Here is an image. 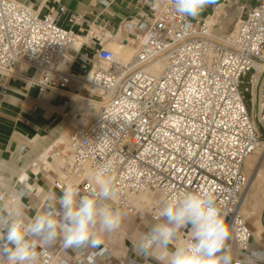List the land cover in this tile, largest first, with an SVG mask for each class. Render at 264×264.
<instances>
[{
  "label": "built area",
  "instance_id": "1",
  "mask_svg": "<svg viewBox=\"0 0 264 264\" xmlns=\"http://www.w3.org/2000/svg\"><path fill=\"white\" fill-rule=\"evenodd\" d=\"M97 1L100 12L70 13L64 24L48 0H0V72L15 75L19 64V74L38 87L40 99L73 86L99 103L91 121L73 126L65 143L57 139L52 145V155L63 159L54 185L61 189L75 175L78 181L71 182L86 191L92 183L86 171L111 161L113 206L135 198L132 213L153 219L170 193L210 192L232 225L234 252L246 251L253 231L240 207L249 181L244 165L264 145L252 112L264 66V0L240 14L228 34L214 30L219 5L211 16L191 19L175 12L173 0H134L135 12L115 22L118 0ZM59 10L67 12L63 5ZM115 37L134 46L128 59L110 47ZM92 45V52L86 50ZM67 51L73 58L62 69L60 57ZM9 88L2 81L0 96ZM260 100L264 126V80ZM144 194L151 195L147 204ZM76 253L97 264L106 250ZM72 259L60 245L44 251L41 264Z\"/></svg>",
  "mask_w": 264,
  "mask_h": 264
},
{
  "label": "clouds",
  "instance_id": "2",
  "mask_svg": "<svg viewBox=\"0 0 264 264\" xmlns=\"http://www.w3.org/2000/svg\"><path fill=\"white\" fill-rule=\"evenodd\" d=\"M181 18H197L214 0H173ZM185 29L190 23H185ZM113 162H100L88 190L68 182L59 193H46L42 208L25 216L32 193L17 186L8 207H0V264H41L44 251L59 243L64 250L103 251L104 238L117 232L124 214L113 206L117 196ZM4 197H0L3 200ZM207 191H176L161 200L156 219L132 242L128 264H264V249L234 252L232 225ZM187 231V239L180 233Z\"/></svg>",
  "mask_w": 264,
  "mask_h": 264
},
{
  "label": "crops",
  "instance_id": "3",
  "mask_svg": "<svg viewBox=\"0 0 264 264\" xmlns=\"http://www.w3.org/2000/svg\"><path fill=\"white\" fill-rule=\"evenodd\" d=\"M21 1L38 3L40 0ZM48 1L53 6L57 19L64 24H67V14L84 11L96 14L102 9V4L97 0ZM133 1L118 0L113 5L115 22L135 12ZM258 3L259 0H214V5L206 8L199 16H211L215 6L219 5L214 30L228 34L234 29L237 17ZM62 5L67 12L59 10ZM88 51L92 52L93 49L89 48ZM20 70L21 66L16 64L15 75L7 76L0 72V83L5 81L10 85L9 91L0 96V192L6 194V197L0 200V207H8L17 186H24L32 193L31 199L25 201V216L31 218L35 211L44 206L47 192L60 191V188L54 185L60 173V164L52 155V145L74 118V98L69 92L75 91L71 86L67 90L52 91L47 97L40 99L38 87L22 77ZM31 105H36V108L31 109ZM154 221L149 213L128 214L123 222L124 234H111L104 238L103 248L106 254L95 258L97 264H128L129 258L133 256L132 242ZM262 232L264 231L256 234L253 231L252 248L264 249ZM187 236L186 230L180 233L181 240ZM59 246L57 243L53 249H59ZM68 251L73 254V259L68 264H91L85 256L72 250ZM90 251L92 250H87L86 253ZM138 264H156V261L140 260Z\"/></svg>",
  "mask_w": 264,
  "mask_h": 264
},
{
  "label": "bare ground",
  "instance_id": "4",
  "mask_svg": "<svg viewBox=\"0 0 264 264\" xmlns=\"http://www.w3.org/2000/svg\"><path fill=\"white\" fill-rule=\"evenodd\" d=\"M213 18V17H212ZM214 19V18H213ZM60 22V21H59ZM117 36L120 37V34H118ZM124 44H127V45H124ZM122 44L121 41H119V38L115 37L111 43H110V47L112 48V50L119 56V57H122V58H125V59H128L132 53L134 52V46L131 44V42L129 43H124ZM129 45V46H128ZM79 46V42H76L73 44V47L74 48H78ZM91 49H95L96 48V45H92L90 47ZM89 48H86V50H88ZM73 58V53L71 51H67V52H64L61 57H60V62H59V67L64 69L65 67H67V65L69 64V62H71ZM160 66L161 64H159L157 66V68L160 69ZM264 70V66L262 67V69L260 70V72H262ZM68 92V91H67ZM70 95L74 98V108H73V112L74 114H76L77 112H80L82 114V116L80 115H76L71 124L67 127L66 131L58 138L59 142H63L65 143L66 142V139L68 137V134H69V131L72 129L73 126L77 125V124H80V123H88L89 121L92 120V118L96 115L97 111H98V108H99V103L95 100H92V99H89L87 98L86 96L84 95H81L79 93H76V92H69ZM254 103L258 105V107L260 108L261 106V100L260 99H256L254 98ZM70 115V114H68ZM258 118L260 119L259 117V113H258ZM50 147V146H49ZM259 149V148H258ZM261 149V148H260ZM262 150V155L264 156V146H263V149ZM260 152V151H259ZM249 157V156H248ZM55 159L58 160V164H61L63 162V159L62 157H55ZM56 160V161H57ZM249 160V159H247ZM252 160V159H250ZM55 161V163H56ZM255 161V159L253 160ZM250 165V164H249ZM252 165V164H251ZM254 169V167H253ZM251 175L249 178L250 180V183L252 182L253 185L256 181H260L262 180V177L264 176L261 171H256V169L253 171H251ZM90 173V174H93V171L91 170H87L86 171V175ZM264 180V179H263ZM262 180V181H263ZM71 181H78V178L74 175L71 177ZM70 181V182H71ZM261 181V182H262ZM249 183V181H248ZM247 183V185H248ZM257 184V183H256ZM260 184V183H259ZM246 185V187H247ZM245 187V189H246ZM244 189V190H245ZM262 190V189H261ZM263 191V190H262ZM244 192V191H243ZM259 192V191H258ZM264 193V192H263ZM243 194V193H242ZM262 195V194H261ZM259 196V195H258ZM261 197V196H260ZM263 198V197H262ZM142 199L144 201V203L147 204L148 201L151 200V195L150 194H144L142 196ZM137 200L135 198H132L130 200V205H127L125 207H122L126 210H128L129 212H133L132 209H134V205L136 204ZM132 205V207H130ZM240 207H241V211L243 212L242 210V200L240 199ZM261 220H262V223L264 224V209H263V213H262V217H261ZM261 230L259 229V232L260 233Z\"/></svg>",
  "mask_w": 264,
  "mask_h": 264
},
{
  "label": "rangeland",
  "instance_id": "5",
  "mask_svg": "<svg viewBox=\"0 0 264 264\" xmlns=\"http://www.w3.org/2000/svg\"><path fill=\"white\" fill-rule=\"evenodd\" d=\"M124 45H127V44H124ZM251 73H252V70L249 71L248 74L244 77L245 83L243 84V86L249 84V79H250ZM263 146L260 148L263 149ZM260 148L257 149L252 154H250L249 157L247 158L249 160H246V162H245L244 170L246 171L249 178H251L250 177V175L252 173L251 171L252 170L254 171L255 169H256V171L260 170L261 173L264 175V156L262 155V150ZM250 159H252V160H250ZM254 159H255V161H253ZM253 167H254V169H253ZM87 176L90 179H92V174L88 173ZM263 179H264V176L262 177V180ZM262 180L256 181L254 183V185L252 182L250 183V180H249V183H248V185H247L246 189L244 190L242 197H241L243 213H244L245 217L247 218L248 222L250 223L252 230L254 231V233L256 232V234L259 232V229L261 231H264V224L262 223V220H261L263 209H264V193H263L264 192V180L263 181ZM121 211L124 214V218L128 214L132 213V212H129L128 210H126L124 208H122ZM124 231H125V225L123 223L122 227L117 232H115L113 234H124ZM262 234H264V232H262Z\"/></svg>",
  "mask_w": 264,
  "mask_h": 264
},
{
  "label": "water",
  "instance_id": "6",
  "mask_svg": "<svg viewBox=\"0 0 264 264\" xmlns=\"http://www.w3.org/2000/svg\"><path fill=\"white\" fill-rule=\"evenodd\" d=\"M263 80H264V70L259 74L258 80L254 88V98H256L257 100L261 98V89H262ZM259 109L260 108L258 107V105L255 104L253 101V108H252L253 117L257 124L260 137L264 139V126L262 125L260 119L258 118Z\"/></svg>",
  "mask_w": 264,
  "mask_h": 264
}]
</instances>
